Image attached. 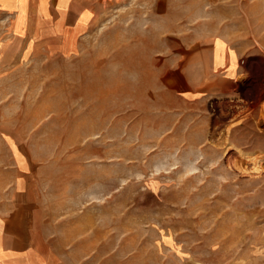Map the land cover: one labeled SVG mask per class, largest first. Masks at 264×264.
I'll return each mask as SVG.
<instances>
[{"label": "rangeland", "instance_id": "obj_1", "mask_svg": "<svg viewBox=\"0 0 264 264\" xmlns=\"http://www.w3.org/2000/svg\"><path fill=\"white\" fill-rule=\"evenodd\" d=\"M208 1V31L264 59V0ZM125 9L106 0L77 50L11 59L0 77L3 129L41 167L34 232L45 262L264 264V178L224 159L231 148L235 159L264 154V88L253 104L247 72L226 90L157 69L154 24Z\"/></svg>", "mask_w": 264, "mask_h": 264}, {"label": "crops", "instance_id": "obj_2", "mask_svg": "<svg viewBox=\"0 0 264 264\" xmlns=\"http://www.w3.org/2000/svg\"><path fill=\"white\" fill-rule=\"evenodd\" d=\"M105 1L0 0L2 31L6 30L1 32L0 77L11 59L21 61L37 50L55 54L77 50ZM110 1L138 14L145 28L154 24L155 39L147 43L153 46L157 69L169 66L172 76L178 78L213 77L225 84L226 90L240 73L247 72L250 82L257 78L250 75L242 49L231 46L226 34L208 31L213 14L208 12V0H194L181 18L172 15L178 0ZM169 54L173 57H167ZM40 177L41 167L19 140L4 131L0 119V264H48L34 232Z\"/></svg>", "mask_w": 264, "mask_h": 264}, {"label": "bare ground", "instance_id": "obj_3", "mask_svg": "<svg viewBox=\"0 0 264 264\" xmlns=\"http://www.w3.org/2000/svg\"><path fill=\"white\" fill-rule=\"evenodd\" d=\"M262 27V26H260ZM259 27V28H260ZM259 30V29H258ZM261 32V31H260ZM264 59L263 58H260L259 60H253V61H249L248 63V70H249V73L250 75L254 76L256 75L257 78H254V81L253 82H250L249 83V86L247 84L245 90L243 91L244 94H247L246 97H248V99H251L252 103L255 104L256 102L259 101L260 97H261V94H262V91H263V88L260 84V81H259V77L261 76L260 75V72L263 73L264 72ZM264 92V91H263ZM245 96V95H244ZM242 99V98H241ZM246 99V98H244ZM247 99V100H248ZM243 102V101H242ZM247 104V103H246ZM260 104V103H259ZM229 105V104H228ZM248 105V104H247ZM250 105V104H249ZM226 107V106H225ZM230 107V106H229ZM233 107V106H232ZM250 107V106H249ZM222 109V108H221ZM227 109V108H226ZM225 109V110H226ZM230 109V108H229ZM228 109V110H229ZM233 109V108H232ZM216 110V109H215ZM220 110V109H219ZM224 110V111H225ZM234 110V109H233ZM252 110V109H251ZM222 110H220L221 112ZM219 112V113H220ZM223 112V111H222ZM223 116V114H221ZM228 115V113H227ZM229 145V144H228ZM245 146V145H243ZM255 146H258V151H263L264 153V141H259L258 144H255ZM211 147V146H210ZM228 147V146H227ZM225 147V148H227ZM232 149V148H231ZM231 149H228L227 153H223L225 154V162H226V170L232 172V173H235V172H240V176L241 175H244L246 174V176H251L253 177L250 181L251 182H254V180H256L257 178H264V154L262 156H258L257 158L256 157H251V156H246V154L244 152H241V154L245 157V159H235V157H233L231 154H229L231 152ZM217 151V153L219 152L218 149H215ZM238 150V149H237ZM213 151V150H212ZM235 152V151H234ZM237 153V152H236ZM260 154V153H259ZM223 157V156H222ZM238 157V156H236ZM248 160H250V162H252V167L249 168V166L247 164L248 163ZM218 163V162H216ZM250 170L252 171H255L256 174H252L250 173ZM226 177V176H225ZM228 178V177H227ZM226 179V178H225ZM249 179V178H248ZM224 180V179H223ZM205 181V180H203ZM233 181V180H232ZM237 181H235L234 183H236ZM207 183V181H206ZM232 182H227V183H222V187H225L229 184H231ZM208 184V183H207ZM254 185V184H253ZM198 186V185H196ZM210 187V186H209ZM236 187V186H235ZM200 192L199 194L200 195H203V196H207L208 193H209V189H208V186L207 187H203V188H200ZM208 189V190H207ZM216 189V188H215ZM190 190V189H189ZM214 190V189H213ZM212 190V191H213ZM234 190V189H233ZM244 190L243 187H238L237 189V192L238 193H241L242 191ZM219 191V190H218ZM235 192V191H234ZM236 193V192H235ZM178 194V193H177ZM189 194V193H187ZM191 194V193H190ZM161 196V195H160ZM223 198V196H221L220 194H217L214 198ZM170 198V197H169ZM183 198V197H182ZM210 198V197H209ZM140 199V198H139ZM168 199V198H167ZM194 199V198H193ZM200 200V199H199ZM187 201V200H186ZM170 203V202H169ZM197 203V202H195ZM172 205V204H171ZM183 206V205H182ZM193 206V205H192ZM168 208V207H167ZM222 208V207H221ZM220 208V209H221ZM210 209V208H209ZM170 210V209H169ZM196 212V211H195ZM211 214V213H210ZM211 216V215H210ZM218 222V221H217ZM223 225V224H222Z\"/></svg>", "mask_w": 264, "mask_h": 264}]
</instances>
